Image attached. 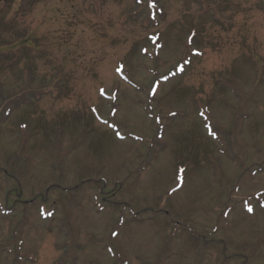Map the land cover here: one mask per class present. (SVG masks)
Masks as SVG:
<instances>
[{
	"label": "rangeland",
	"instance_id": "1",
	"mask_svg": "<svg viewBox=\"0 0 264 264\" xmlns=\"http://www.w3.org/2000/svg\"><path fill=\"white\" fill-rule=\"evenodd\" d=\"M263 229V0L0 2V264H264Z\"/></svg>",
	"mask_w": 264,
	"mask_h": 264
},
{
	"label": "trees",
	"instance_id": "2",
	"mask_svg": "<svg viewBox=\"0 0 264 264\" xmlns=\"http://www.w3.org/2000/svg\"><path fill=\"white\" fill-rule=\"evenodd\" d=\"M13 50V49H12ZM8 67H10V65L8 66ZM264 230V229H263ZM262 235H263V237H264V233H262Z\"/></svg>",
	"mask_w": 264,
	"mask_h": 264
},
{
	"label": "snow or ice",
	"instance_id": "3",
	"mask_svg": "<svg viewBox=\"0 0 264 264\" xmlns=\"http://www.w3.org/2000/svg\"><path fill=\"white\" fill-rule=\"evenodd\" d=\"M199 54V53H198ZM249 211H252V209L251 208H249Z\"/></svg>",
	"mask_w": 264,
	"mask_h": 264
},
{
	"label": "water",
	"instance_id": "4",
	"mask_svg": "<svg viewBox=\"0 0 264 264\" xmlns=\"http://www.w3.org/2000/svg\"><path fill=\"white\" fill-rule=\"evenodd\" d=\"M1 1V0H0Z\"/></svg>",
	"mask_w": 264,
	"mask_h": 264
}]
</instances>
